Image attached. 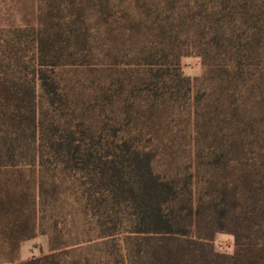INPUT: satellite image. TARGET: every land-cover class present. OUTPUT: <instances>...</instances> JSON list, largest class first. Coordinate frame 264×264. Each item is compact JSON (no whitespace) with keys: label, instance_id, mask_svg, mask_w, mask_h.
<instances>
[{"label":"trees","instance_id":"obj_1","mask_svg":"<svg viewBox=\"0 0 264 264\" xmlns=\"http://www.w3.org/2000/svg\"><path fill=\"white\" fill-rule=\"evenodd\" d=\"M35 2L33 25L0 21L2 263L264 264V0ZM119 22L136 51L122 77L95 69ZM72 68L100 74L77 91ZM70 187L100 256L18 262Z\"/></svg>","mask_w":264,"mask_h":264},{"label":"rangeland","instance_id":"obj_2","mask_svg":"<svg viewBox=\"0 0 264 264\" xmlns=\"http://www.w3.org/2000/svg\"><path fill=\"white\" fill-rule=\"evenodd\" d=\"M35 7V0H0V21L19 26L33 25L35 23ZM121 23L119 22L115 27V34L119 40L117 49L109 51V46L105 45L107 49L98 52L100 58L97 60L98 64L95 69H102L105 75L114 72L115 75L119 73L122 77L125 69H127V75H132V70L135 69L134 64H126L129 61H133L136 51H133L131 42L123 35L124 29H121ZM135 60L140 61L139 58ZM116 61L120 63L118 68L110 66ZM180 66L183 74L192 80L201 77L205 72L201 57L194 51H190L180 58ZM115 69L117 71H112ZM69 70L71 71L67 72L68 76L72 78L71 82H77V91H83L84 86L88 85L92 78L100 74L97 71L83 68H72ZM102 77L106 79L107 83L109 82L106 76ZM183 127L184 130L178 128V126H173L172 133H177L178 135L188 133V127L185 124H183ZM82 200V197L74 193L70 187L61 195L60 200L55 205L49 206L46 211L39 210L38 225L40 230L45 231V234L39 232L34 238L20 243L18 262L46 255L50 253V248L53 245L64 247L65 253L63 256L67 259H83L84 257L97 259L100 256V252L97 251L98 247L95 243L97 241L92 240L95 231L92 229L93 224L87 225L88 223L81 213ZM0 246H2L1 239ZM213 246L217 252L232 254L234 251V239L230 234L217 233L213 240ZM2 262L0 247V264H3Z\"/></svg>","mask_w":264,"mask_h":264}]
</instances>
